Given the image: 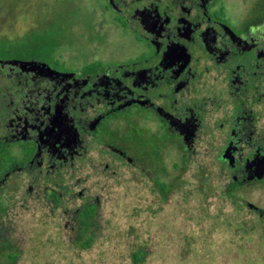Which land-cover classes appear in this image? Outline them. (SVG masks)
I'll list each match as a JSON object with an SVG mask.
<instances>
[{"label":"flooded vegetation","instance_id":"1","mask_svg":"<svg viewBox=\"0 0 264 264\" xmlns=\"http://www.w3.org/2000/svg\"><path fill=\"white\" fill-rule=\"evenodd\" d=\"M97 1L131 39L123 59L66 67L28 44L0 52V264L41 254L31 245H43L47 217L93 216L87 169L106 186L145 160L160 166L168 146L196 167L213 154L237 190L249 175L264 184V0ZM225 190L264 233V208ZM3 215L27 219L26 240Z\"/></svg>","mask_w":264,"mask_h":264},{"label":"rangeland","instance_id":"2","mask_svg":"<svg viewBox=\"0 0 264 264\" xmlns=\"http://www.w3.org/2000/svg\"><path fill=\"white\" fill-rule=\"evenodd\" d=\"M101 9L97 0H0V52L14 53L28 44L66 67L121 60L131 39ZM150 131L135 140L145 144ZM212 155L196 167L181 151L164 146L157 155L160 166L145 160L143 171L121 169L106 186L95 184L97 171L80 172L87 178L86 196L97 197L93 216L79 221L47 217V232L39 234L43 245H31L41 254L22 255L12 264H135L134 251L143 256L138 264H264V233L254 228L258 220L244 208L236 210L223 193L236 191L264 208V184H249V175L237 190L240 185L220 174ZM157 176L167 180V190L153 184ZM81 201L70 203L68 212ZM2 219L13 236L26 240L25 217Z\"/></svg>","mask_w":264,"mask_h":264},{"label":"trees","instance_id":"3","mask_svg":"<svg viewBox=\"0 0 264 264\" xmlns=\"http://www.w3.org/2000/svg\"><path fill=\"white\" fill-rule=\"evenodd\" d=\"M160 187L163 188V187H164L163 184H161ZM223 193H224V195H225L226 197H229V198H230V195L228 194V192H227L226 190H223ZM236 210H239V209L236 208ZM214 217H216V216L210 217V219L212 220ZM218 225L221 226L220 223H218ZM86 246H89V245H85L84 247H86ZM132 258H133V262H134L135 264L143 263V262L141 261L142 258H143V256H142V254H141L140 252H138V251H134V252H133V254H132Z\"/></svg>","mask_w":264,"mask_h":264}]
</instances>
